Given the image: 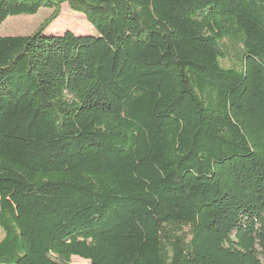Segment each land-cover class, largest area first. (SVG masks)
Here are the masks:
<instances>
[{
    "label": "trees",
    "instance_id": "trees-1",
    "mask_svg": "<svg viewBox=\"0 0 264 264\" xmlns=\"http://www.w3.org/2000/svg\"><path fill=\"white\" fill-rule=\"evenodd\" d=\"M95 34L45 31L62 5ZM0 264H264V0H0Z\"/></svg>",
    "mask_w": 264,
    "mask_h": 264
},
{
    "label": "rangeland",
    "instance_id": "rangeland-1",
    "mask_svg": "<svg viewBox=\"0 0 264 264\" xmlns=\"http://www.w3.org/2000/svg\"><path fill=\"white\" fill-rule=\"evenodd\" d=\"M49 11L41 9L34 16H16L8 17L0 26V37H15L26 36L32 34L42 20L49 15ZM51 29L57 34H62L64 30L71 31L73 34H95L94 29L88 24L84 16L75 13L67 7L66 4L62 5L59 17L48 27L45 35H52ZM2 230L0 229V240L2 237ZM69 264H89L88 261L72 257Z\"/></svg>",
    "mask_w": 264,
    "mask_h": 264
}]
</instances>
